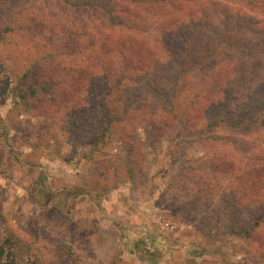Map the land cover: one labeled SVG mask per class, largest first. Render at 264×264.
<instances>
[{"label": "rangeland", "instance_id": "1", "mask_svg": "<svg viewBox=\"0 0 264 264\" xmlns=\"http://www.w3.org/2000/svg\"><path fill=\"white\" fill-rule=\"evenodd\" d=\"M19 1L0 0V264H264V224L252 238L238 230L226 211L236 197H220L225 177L205 158L221 152L209 137H225L181 124L147 134L138 122L135 136H97L96 117H73L64 94L48 101L37 87L55 63L25 71V53L41 54L26 36L46 39L39 18L57 5ZM251 133L238 151L264 146V129Z\"/></svg>", "mask_w": 264, "mask_h": 264}, {"label": "trees", "instance_id": "2", "mask_svg": "<svg viewBox=\"0 0 264 264\" xmlns=\"http://www.w3.org/2000/svg\"><path fill=\"white\" fill-rule=\"evenodd\" d=\"M50 2L57 12L40 15L39 21H47L52 32L48 39L26 36L32 54H41L33 60L25 53L27 72L40 62L55 63L57 78L43 73L44 81L37 82L48 101L64 94L62 103L73 117L85 123L97 118V136L112 134L115 127L120 136H135L137 122L147 134L156 129L165 134L181 124L184 133L195 126L224 136L220 144L209 137L221 152L210 147L205 158L225 177L220 197H236L226 207L237 213L232 222L252 238L264 224V146L245 154L238 145L252 129H264V0ZM23 23L25 34L29 22ZM56 38L55 52L50 43ZM29 93L37 97L36 89ZM217 129H226L224 135ZM262 251L258 245L256 252Z\"/></svg>", "mask_w": 264, "mask_h": 264}]
</instances>
